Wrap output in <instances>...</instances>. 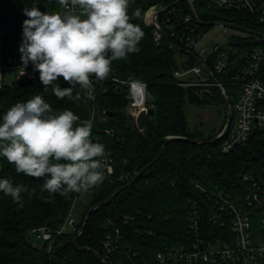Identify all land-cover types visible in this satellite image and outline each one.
I'll return each instance as SVG.
<instances>
[{
    "label": "trees",
    "instance_id": "16d2710c",
    "mask_svg": "<svg viewBox=\"0 0 264 264\" xmlns=\"http://www.w3.org/2000/svg\"><path fill=\"white\" fill-rule=\"evenodd\" d=\"M177 1L130 0V22L144 32L138 44L140 51L129 54L126 60L113 61L107 79L99 81L92 77L95 102L86 98L85 90L79 85L74 88L72 99H58L50 86L44 90L40 79L14 83L0 90V122L11 106L40 95L54 113L67 109L80 121L91 120L93 142L104 145L113 164V173L104 174L102 183L87 190L91 198L75 218L78 230L58 234L82 192H71L68 196L49 193L42 190L46 178L18 174L13 164L0 157V179L8 178L14 185L29 189L21 194L19 203L0 192V264H104L94 253L108 264H170L171 252H188L196 244L202 243L201 247L205 248L217 241L232 239V216L229 211L221 210L220 194L228 197L233 205L247 209L256 224L259 212L246 206L251 190H264V131H256L246 143L225 153L226 135L212 141L224 128L208 134L198 127L192 130L188 107L209 106L219 100L226 116L222 94L216 86L208 87L209 92L205 86L186 87L174 76L176 71L191 70L198 64L190 55L170 47L164 37L157 42L152 35L153 27L146 23V15L153 8L159 10L173 5L158 16V21L169 41L183 49L186 47L176 36L199 40L213 23L224 22L260 33L264 28L257 14L244 9H209V0H194L197 17L185 22L192 14L190 7L186 2L174 5ZM33 4L41 12L63 11L58 0H0L8 50L21 46L23 21L28 19L25 9ZM137 9L139 17L134 15ZM167 17L170 21L165 23ZM166 24L172 25L176 36ZM241 32L246 36H232L228 46L220 48L230 59L263 44ZM208 66L213 69L209 62ZM214 75L224 84L233 105L232 86L224 75ZM132 79L146 84L150 95L148 104L155 112L148 116L144 130L137 128L129 112L128 87L121 84ZM188 80L194 82L192 78ZM57 83L62 89L70 87L62 77ZM77 93L79 100H75ZM109 112L115 115L111 117ZM171 136L208 142H170L160 159L136 179L156 159ZM120 189L111 202L92 212L76 244L89 211ZM42 227L52 233L50 241L32 234L34 229ZM34 236L45 242L42 247L35 243ZM108 240L112 243L111 251L105 247ZM159 254L167 258L166 263L157 260Z\"/></svg>",
    "mask_w": 264,
    "mask_h": 264
},
{
    "label": "clouds",
    "instance_id": "9594fccd",
    "mask_svg": "<svg viewBox=\"0 0 264 264\" xmlns=\"http://www.w3.org/2000/svg\"><path fill=\"white\" fill-rule=\"evenodd\" d=\"M130 0H58L63 11L41 12L36 4L25 9L22 64L39 72L40 82L58 99L73 98L79 85L91 96L93 80L102 81L112 62L139 52L142 29L131 23ZM135 16H140L137 9ZM23 71V69H22ZM62 77L70 87L57 83ZM133 88L142 84L133 82ZM80 99L77 93L75 100ZM71 110L54 113L40 95L11 106L0 122V157L16 173L46 178L42 190L68 196L86 192L104 180V145L93 142L91 120L80 121ZM24 185L0 179V192L15 202L28 192Z\"/></svg>",
    "mask_w": 264,
    "mask_h": 264
},
{
    "label": "built area",
    "instance_id": "2783aa9c",
    "mask_svg": "<svg viewBox=\"0 0 264 264\" xmlns=\"http://www.w3.org/2000/svg\"><path fill=\"white\" fill-rule=\"evenodd\" d=\"M194 6V0H191ZM6 5L4 4V7ZM207 7L213 10H247L252 14L258 15V21L264 28V0H209ZM158 9L153 8L147 13L146 23L153 27L152 35L157 42H161L163 35L159 28L161 26L158 16L155 13ZM194 18L192 14L185 18V22H190ZM0 8V90L8 86V75L12 74L14 81L11 85L18 82H30L39 79V72L29 63L27 67L22 64L21 53L17 50H8L6 38V30L2 26ZM170 19L167 17L165 23ZM168 30L175 35L173 27L166 24ZM193 32L195 29L192 30ZM206 35V34H205ZM204 35V36H205ZM176 36V35H175ZM191 36H176L187 50L195 52L208 66V62L212 65L211 71L224 75L226 81L232 86L231 104L234 120L229 133L225 134L227 139L223 146V152L227 153L234 149L237 145L246 143L256 131H264V30L261 35H251L256 41L263 43L254 51L242 53L237 57L230 59L226 51H221V46L217 45L213 51L207 53L200 46V41ZM23 69V71H22ZM189 75L201 76V80L194 82H186ZM174 76L186 86H216L214 82H210V77L205 70L197 65L191 70L176 71ZM204 76V78L202 77ZM133 82H139L143 85L141 88H133ZM123 86L128 87L129 92V112L134 121L141 111L151 109L148 104L150 97L145 83L137 80L121 81ZM225 95L229 98L224 84L218 82ZM91 96L88 90H85V96L91 102L96 101V94L92 86ZM95 114V110H94ZM103 160V168L105 175L113 173L112 158L105 151ZM256 187V185H254ZM222 199V211H229L230 226L232 239L229 241H217L205 248L201 244H196L193 249L188 252L176 251L170 253V264H264V190L259 188L251 190L247 196V208L254 207L259 212L256 224L254 218L247 209L233 205L228 197ZM67 230L77 231V221L72 209L65 220L58 234ZM80 233V232H79ZM37 237L50 241L53 238L51 232L46 228H36L32 231ZM108 251L112 249V243L108 240L105 243ZM157 260L160 263H166L167 258L159 254Z\"/></svg>",
    "mask_w": 264,
    "mask_h": 264
},
{
    "label": "rangeland",
    "instance_id": "374dc122",
    "mask_svg": "<svg viewBox=\"0 0 264 264\" xmlns=\"http://www.w3.org/2000/svg\"><path fill=\"white\" fill-rule=\"evenodd\" d=\"M232 36L246 35H244V33L237 29L214 25L210 28L209 32L201 39L200 46L203 47L207 53H210L211 51H213L216 45L228 46V43ZM253 40L256 41V39ZM202 77L204 78V76ZM190 78H192L194 81L201 80V76L192 75L190 77H187L185 81L193 82L191 80H188ZM7 81L9 85L13 83L14 77L12 76V74L8 75ZM188 114L192 117V120H190V128L192 130H195L198 127L199 130H201L205 134L218 132L221 128H225L227 124V115L225 116L224 107L221 102H219V100H215L209 106H189ZM90 198L91 194L88 191L81 193L80 197L76 201L74 209L75 218L79 217L80 212L84 210V205L90 200ZM34 241L39 247H42L45 243L43 240L37 238L36 236H34Z\"/></svg>",
    "mask_w": 264,
    "mask_h": 264
},
{
    "label": "water",
    "instance_id": "95a60500",
    "mask_svg": "<svg viewBox=\"0 0 264 264\" xmlns=\"http://www.w3.org/2000/svg\"><path fill=\"white\" fill-rule=\"evenodd\" d=\"M181 2H186V3L189 5V7H190V10H191L192 15H193L194 17H197V14H196L195 8H194L193 3H192L191 0H178L176 3H174V5H176V4H178V3H181ZM172 6H173V5H170V6H167V7H164V8L159 9V10L155 13L154 18H155L156 16L161 15L163 12L169 10L170 8H172ZM211 25H212V24H211ZM213 25H218V26H221V27H227V28L237 29V30L243 31V32L248 33V34H251V35H252V34H253V35H261V33L258 32V31H254V30H251V29H248V28H242V27H240V26L233 25V24H228V23H224V22L213 23ZM159 30H160L161 34L163 35L164 40L166 41V43H168V44L170 45V47H172V48H174V49H176V50L182 51V52H184V53L190 55L192 58H194V59L196 60L197 64H198L199 66H201V67L205 70V72H206V73L208 74V76L212 79V81L214 82V84L217 85V88H218L219 91L221 92L222 97H223V102H224V105H225V108H226V111H227V124H226L225 128L223 129V131L221 132V134H220L216 139L212 140V141H216L217 139L221 138L223 135L229 133V131H230L231 128H232V124H233V120H234V115H233V110H232V107H231V103H230V101H229V98L225 95L223 89H222L220 86H218V80L216 79V77H215V75L213 74V72L211 71V69H210V68L204 63V61H203V60H202V59H201V58H200L195 52H193V51H191V50H187V49L180 48V47H178V46H176V45H173V44L169 41V39H168V37H167L166 32L164 31V29L159 28ZM154 113H155V112H154L153 109H148V110H143V111H141L140 114L138 115L137 119H136V125H137V128H138L139 130H144V129H145V125H146V120H147L148 116H153ZM108 115L112 117V116H114L115 114L112 113V112H109ZM177 140H182V141L192 142V143H196V144H202V143H207V142H208V141H200V140H197V139H190V138H187V137H179V136H178V137H176V136H171V137H169V138L167 139V141L165 142V144H164V146H163L161 152H160L159 155L156 157V159H155L151 164H149L146 168H144V169H143V170L137 175L136 179L139 178V177H140V176H141V175H142V174H143L148 168H150L151 166H153V165H154V164L160 159V157L162 156V154H163V152H164V150H165V147H166L170 142L177 141ZM209 142H211V141H209ZM124 188H125V187H124ZM124 188H122V189H124ZM122 189L118 190V191H117V192H116V193H115L110 199H108V200H106V201H104V202H101V203L95 205V206L89 211V213H88V215H87V217H86V221H85V223H84V226H83L82 230L80 231V233H79L78 236H77L76 244H78L79 237L81 236L82 232L85 230L86 225H87V223H88V221H89V218H90L92 212H93L95 209H97V208H99V207H101V206H103V205H105V204L111 202V201L117 196V194H118ZM89 251H91L92 253H94L92 250H89ZM94 254H95L96 257H97L100 261H102L104 264H108L107 262H105V261L103 260V258H102L99 254H97V253H94Z\"/></svg>",
    "mask_w": 264,
    "mask_h": 264
}]
</instances>
